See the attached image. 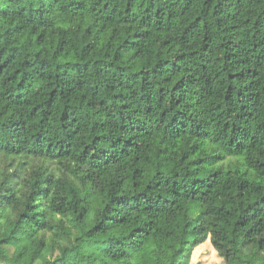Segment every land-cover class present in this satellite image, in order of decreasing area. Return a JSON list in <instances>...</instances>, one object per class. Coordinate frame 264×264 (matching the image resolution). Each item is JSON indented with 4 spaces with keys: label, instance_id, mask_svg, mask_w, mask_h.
Segmentation results:
<instances>
[{
    "label": "trees",
    "instance_id": "1",
    "mask_svg": "<svg viewBox=\"0 0 264 264\" xmlns=\"http://www.w3.org/2000/svg\"><path fill=\"white\" fill-rule=\"evenodd\" d=\"M206 240L264 264V0H0V264Z\"/></svg>",
    "mask_w": 264,
    "mask_h": 264
},
{
    "label": "rangeland",
    "instance_id": "2",
    "mask_svg": "<svg viewBox=\"0 0 264 264\" xmlns=\"http://www.w3.org/2000/svg\"><path fill=\"white\" fill-rule=\"evenodd\" d=\"M7 8L10 12L15 13L11 3H8ZM89 201L95 203L97 196H92ZM190 262L191 264H224L223 259L217 255L209 240H206L193 250ZM138 264H153V256L147 248L140 254Z\"/></svg>",
    "mask_w": 264,
    "mask_h": 264
}]
</instances>
